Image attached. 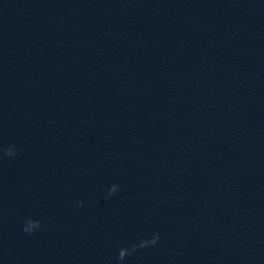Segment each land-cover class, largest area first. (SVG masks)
Wrapping results in <instances>:
<instances>
[{
    "label": "water",
    "instance_id": "95a60500",
    "mask_svg": "<svg viewBox=\"0 0 264 264\" xmlns=\"http://www.w3.org/2000/svg\"><path fill=\"white\" fill-rule=\"evenodd\" d=\"M0 264H264V0H0Z\"/></svg>",
    "mask_w": 264,
    "mask_h": 264
}]
</instances>
